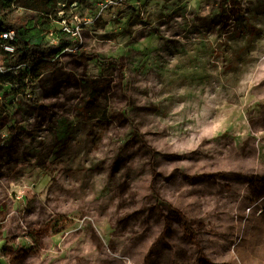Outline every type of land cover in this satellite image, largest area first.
Listing matches in <instances>:
<instances>
[{
  "label": "rangeland",
  "instance_id": "rangeland-1",
  "mask_svg": "<svg viewBox=\"0 0 264 264\" xmlns=\"http://www.w3.org/2000/svg\"><path fill=\"white\" fill-rule=\"evenodd\" d=\"M90 2L0 86V264H264V0Z\"/></svg>",
  "mask_w": 264,
  "mask_h": 264
},
{
  "label": "trees",
  "instance_id": "trees-1",
  "mask_svg": "<svg viewBox=\"0 0 264 264\" xmlns=\"http://www.w3.org/2000/svg\"><path fill=\"white\" fill-rule=\"evenodd\" d=\"M60 3L68 8L86 4L91 11L94 9L90 0H25L24 8L37 12V20L20 23L6 17L0 18V35L9 29H13L16 35L14 53H7L0 47V56L4 59L0 86H12L15 94L22 92L28 84L43 75L45 66L50 67V70L59 68L61 54L67 49L71 51L78 47L75 37L62 30H53L48 21L49 15ZM11 4L12 0H0V9H8Z\"/></svg>",
  "mask_w": 264,
  "mask_h": 264
},
{
  "label": "built area",
  "instance_id": "built-area-1",
  "mask_svg": "<svg viewBox=\"0 0 264 264\" xmlns=\"http://www.w3.org/2000/svg\"><path fill=\"white\" fill-rule=\"evenodd\" d=\"M62 31L66 32L67 34L71 35L72 37H75V33H72V31L66 26L64 23ZM15 31L13 29L6 30L1 33L0 35V47L7 53H14L15 51ZM66 51H69L68 49ZM74 51V50H71ZM4 71V70H3ZM1 72V74L3 73Z\"/></svg>",
  "mask_w": 264,
  "mask_h": 264
}]
</instances>
